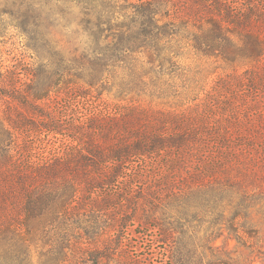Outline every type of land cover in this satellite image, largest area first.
<instances>
[{"label":"trees","instance_id":"1","mask_svg":"<svg viewBox=\"0 0 264 264\" xmlns=\"http://www.w3.org/2000/svg\"><path fill=\"white\" fill-rule=\"evenodd\" d=\"M20 7L9 24L48 56L0 58V264H147L136 233L171 264H264V0ZM191 54L209 62L197 80ZM91 91L113 109L50 100ZM32 133L64 141L28 157Z\"/></svg>","mask_w":264,"mask_h":264},{"label":"rangeland","instance_id":"2","mask_svg":"<svg viewBox=\"0 0 264 264\" xmlns=\"http://www.w3.org/2000/svg\"><path fill=\"white\" fill-rule=\"evenodd\" d=\"M38 0H0V58L3 60V64L6 68L17 67L22 72L28 70H37L43 71L44 67L42 63L44 58L48 56L47 48H45V43L41 40H37L35 32L25 35L21 30V28H16L9 23L12 21L11 13L19 10L21 11L25 9L26 6L31 5V3H36ZM11 12V13H9ZM20 13V12H19ZM17 24V22H16ZM23 29L27 30V26L23 25ZM185 64L190 69V74H192V80L198 79L196 78L200 73L201 66L206 68L205 64H208L207 58L200 57L195 54L189 55L184 59ZM45 64V63H43ZM221 65V63H220ZM243 69V67H238ZM219 72H222L221 67L218 69ZM216 74H213L208 80L209 84L212 83ZM29 79H26L28 82ZM184 80L178 79L176 84L181 85ZM90 91V90H89ZM54 99L56 102L60 103L59 108L62 109L64 105L67 110H71L69 112V118H73L74 116L82 115L83 113L91 112V111H111L115 106V100L111 94L104 92L103 94H99L98 92L91 91V94L86 97H75L72 93L60 92L58 96L54 94L51 95V103L55 105ZM63 104V105H62ZM69 105V107H67ZM66 111L62 110L61 114ZM68 112H65L66 119L68 116L66 115ZM64 138L61 140L56 139L53 134H41L36 135L32 133L29 141L26 143V155L30 157L31 155H40L45 152L48 153L54 146H58L62 142ZM141 231L144 229H140ZM223 241L220 239L218 244H222ZM236 241H230L228 248L235 247ZM130 249L132 250L133 257H141L143 256L147 264H171L170 261H166L167 257L164 254V248L161 244L152 243L147 238L139 237V235L134 234L132 243H130ZM238 252L237 254H239ZM196 262L207 263L205 258V254H196V258H194ZM151 262V263H150ZM259 262H255L254 264H258Z\"/></svg>","mask_w":264,"mask_h":264}]
</instances>
